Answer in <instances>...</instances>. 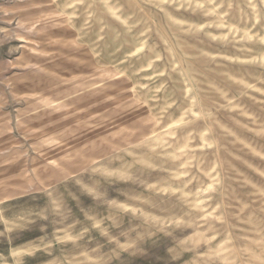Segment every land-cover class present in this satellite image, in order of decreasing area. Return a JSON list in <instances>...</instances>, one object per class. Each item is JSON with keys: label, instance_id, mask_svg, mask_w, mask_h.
Listing matches in <instances>:
<instances>
[{"label": "rangeland", "instance_id": "obj_1", "mask_svg": "<svg viewBox=\"0 0 264 264\" xmlns=\"http://www.w3.org/2000/svg\"><path fill=\"white\" fill-rule=\"evenodd\" d=\"M0 264H264V0H0Z\"/></svg>", "mask_w": 264, "mask_h": 264}]
</instances>
